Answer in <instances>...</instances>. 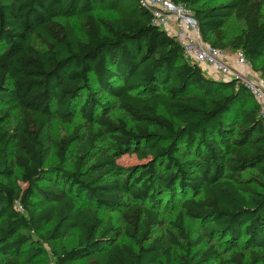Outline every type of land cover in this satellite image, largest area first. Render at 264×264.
<instances>
[{
  "label": "trees",
  "instance_id": "obj_1",
  "mask_svg": "<svg viewBox=\"0 0 264 264\" xmlns=\"http://www.w3.org/2000/svg\"><path fill=\"white\" fill-rule=\"evenodd\" d=\"M173 1L192 11L204 41L241 50L264 81V0ZM106 98L129 122L109 114ZM56 116L83 123L51 139ZM126 154L139 162L121 164ZM165 196L180 206L175 263L154 237ZM83 201L118 210L122 229ZM74 229L76 244L59 246ZM46 253L54 264H264L259 103L191 61L140 0H0V264Z\"/></svg>",
  "mask_w": 264,
  "mask_h": 264
},
{
  "label": "built area",
  "instance_id": "obj_2",
  "mask_svg": "<svg viewBox=\"0 0 264 264\" xmlns=\"http://www.w3.org/2000/svg\"><path fill=\"white\" fill-rule=\"evenodd\" d=\"M151 10L153 22L168 31L183 45L186 56L206 72L221 79H234L243 84L259 103V117L264 124V81L253 74L252 64L241 50L229 51L213 46L200 35L192 11L173 0H140Z\"/></svg>",
  "mask_w": 264,
  "mask_h": 264
},
{
  "label": "rangeland",
  "instance_id": "obj_3",
  "mask_svg": "<svg viewBox=\"0 0 264 264\" xmlns=\"http://www.w3.org/2000/svg\"><path fill=\"white\" fill-rule=\"evenodd\" d=\"M104 15L108 16L110 15V13L104 12ZM73 23L77 25V21L75 19H73ZM239 26L240 25L238 23L233 22L231 20L227 24V31L229 33L237 32L239 30ZM260 62L264 64V57L263 59H261ZM258 76H260L259 73L256 75V77ZM106 100H109L111 103H114L112 107H109L110 108L109 114L112 117L122 118L125 121L129 122L128 118L117 107V103H115L113 99L106 98ZM17 121H18V111L14 110L11 112V117L6 119L3 122V124L5 125L6 128H9L10 130H12L17 125ZM80 123H83V120L79 116H76L74 119V122L71 124L62 122L58 116L54 117L50 125L51 139H57V138L62 137L66 133L70 132L76 124H80ZM85 131H86V127L84 126L82 128V133L85 134ZM48 146L50 148V155L48 158V163L52 164L55 162V156H54L55 150L51 143H49ZM76 147L77 145H75L71 150V153H70L71 158H74V152H75ZM119 162L123 165H132V164L138 163L139 160L137 159L135 155L126 154L119 159ZM15 171H17V169H15ZM163 199H164V204H162L161 206V210H162L161 222L154 228V237L159 238V240L163 244V249L165 248L170 249L171 261L172 263H175L177 260V256L179 254V249L170 244V233L173 232V229L171 228V222L174 219L176 213L178 212L180 206H179V201H177V199L170 201L169 199L167 200L166 196L163 197ZM80 204L84 208H88L89 211L96 214L97 216L102 218V220L104 221H106L108 217L112 216L114 226L116 227V229H120V230L122 229V222H121V218H120V214L118 213V210H110L109 208H106V207L98 208L95 205L86 203L84 201L80 202ZM186 226L194 238L198 237L202 233L201 226L196 221L187 219ZM117 239L119 242L128 241V239L124 237L123 235L117 236ZM76 242H77V231L74 229L70 231V233L67 236L60 239L58 244L59 246H65L67 248H70L74 246ZM211 243H212L211 240L204 237L203 243L201 246H204V247L209 246ZM46 247L43 246L44 250H46L45 252H50V250H48ZM0 258L2 257L0 256ZM160 261L165 262V258L163 255L160 257ZM83 263H84V260H79L71 264H83ZM31 264H54V259L50 253H46L42 257L36 258ZM212 264H216V263H212Z\"/></svg>",
  "mask_w": 264,
  "mask_h": 264
},
{
  "label": "crops",
  "instance_id": "obj_4",
  "mask_svg": "<svg viewBox=\"0 0 264 264\" xmlns=\"http://www.w3.org/2000/svg\"><path fill=\"white\" fill-rule=\"evenodd\" d=\"M256 75H257V73L253 70V74H250V77L254 78V77H256Z\"/></svg>",
  "mask_w": 264,
  "mask_h": 264
}]
</instances>
